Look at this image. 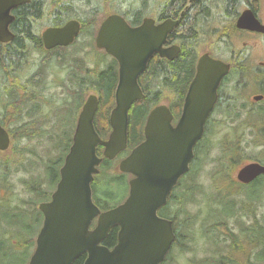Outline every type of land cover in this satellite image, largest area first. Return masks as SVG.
<instances>
[{
    "label": "water",
    "instance_id": "water-1",
    "mask_svg": "<svg viewBox=\"0 0 264 264\" xmlns=\"http://www.w3.org/2000/svg\"><path fill=\"white\" fill-rule=\"evenodd\" d=\"M28 1L0 0V42L14 39L11 11ZM194 1L197 0L190 3ZM176 24L177 21L167 20L155 25L152 19H145L141 26L131 27L123 17L113 14L101 25L97 47L105 49L120 64L116 106L110 116L112 130L108 139H103L96 130L99 100L90 94L79 114L56 190L50 201L39 205L44 221L28 264H73L83 254L87 255L84 264H161L166 259L176 234L173 221L161 217L158 211L190 170L195 147L204 135L205 121L217 97V87L230 66L209 57L201 59L188 93L186 111L176 127L167 107L158 106L151 111L145 141L119 164L121 172L134 175L129 182V196L123 203L102 211L93 200L92 183L103 159L112 160L127 148L129 110L143 98L137 81L149 58L156 51L169 58L177 55L173 49H162ZM237 25L264 32V24L249 9L243 12ZM80 31L81 23L76 19L60 27H49L43 32L45 48L70 45ZM204 92L207 103L201 106L203 112H189L192 98ZM9 146L10 136L0 124V150ZM99 146L104 147L103 157L97 153ZM262 174L264 165L249 162L237 170L236 178L249 184ZM94 220L97 222L92 227ZM114 227L119 228L118 241L111 248L103 242Z\"/></svg>",
    "mask_w": 264,
    "mask_h": 264
},
{
    "label": "flooded vegetation",
    "instance_id": "flooded-vegetation-1",
    "mask_svg": "<svg viewBox=\"0 0 264 264\" xmlns=\"http://www.w3.org/2000/svg\"><path fill=\"white\" fill-rule=\"evenodd\" d=\"M45 1L41 2L42 13L40 15V18H44L45 12L48 8L47 4H45ZM59 1L62 2V0ZM121 1L122 0H77L76 9L80 8L79 2H82L84 3V6H87V8L91 7V14L94 15L90 21L91 27L87 28V30L84 27V23L80 19L73 18L80 21L81 31L74 43L66 45L78 46V41H80L81 38H94L93 44L88 42V44L86 45L95 46L96 49H93H95L96 51L103 52L105 53V55L110 57V61L107 62L104 57L105 55L102 53V57L98 59L101 61H97L94 67V69H99V71L106 70V68L110 64H113V67H115L113 69V73L116 75V82L113 87L114 90H112L115 99V104L110 111V116L112 110L116 106V91L120 81V64L117 58L109 54L105 49L97 47V36L100 27L110 15H120L126 20V22L131 27L141 26L144 23L145 19H152L155 25H161L167 20L177 21L176 26L171 32L168 33L164 43L162 44V49H173V51H177V55L174 58H169L168 56L162 55L161 52L156 51L149 58L146 69L141 74H139L137 82L140 89L142 90L143 98L135 101L129 110L128 145L127 148L122 151L115 159L111 160L112 163L110 167L107 168L108 172H104L109 174V178H107L105 184H116V181L120 179L124 184L128 186L129 191V181L134 176L130 173L124 172H120V175L118 176L113 175V163L116 159H120L121 162L124 158L130 155V153L135 147L145 141L146 123L149 114L154 108L158 106L167 107L172 115V125L174 127L178 125L181 116L186 111L185 107L187 103L188 93L197 76L198 66L201 62V59L204 57H209L214 60L222 61L230 66V70L228 74H226L222 78L217 87V97L205 121L204 135L198 141L195 147V157L200 153L202 154V160L205 161L206 156H204L203 154L208 151L210 144L213 145V142H217L218 144H220L224 141L225 137L219 135L217 131H219L221 127L225 125L226 115H237L239 113L247 111L253 116V118L256 119V122H254L253 120V122L249 123V128L251 129L252 142L253 144H255V147L253 148L255 158L254 160H252V162H258L264 165V55L260 59H258L256 51L258 46H261L264 51V32L248 27H238L237 25L238 20L243 14V12L248 9L253 11L254 16L262 24H264V19L261 17L258 10L260 0H242L237 6L238 10L234 11H225L222 9H218L221 7L217 3V0H197L191 3L190 0H187L185 1V5L180 10H175L173 12L164 11L163 0H140L134 2L131 1V3L126 8L122 7ZM36 2L38 1L29 0L28 2L18 5L11 11L12 15L14 16V20L10 25V29L14 34V38L16 36L17 31L15 23L20 11L24 7L34 5V3ZM60 6L62 7V4ZM205 7L211 9L204 10L203 8ZM119 8H121V12L117 10ZM131 8H138L139 12L129 11V9ZM198 8L202 9L198 10ZM38 19L39 18H37V20ZM69 20H67L66 22H68ZM193 22H195L194 25L192 24ZM64 24H59L55 26L46 24L44 26H41V28L39 29L38 37L39 43L36 46H42V49L46 51L48 55L51 51L62 49V45H56L57 47L53 49H46L43 40V32L49 27H60ZM86 45L83 43L81 44V46ZM184 48L189 52L190 56L192 57L191 73L187 77L183 85H179L177 81L168 83L166 81V71L168 70V68H170L171 64L175 60H177ZM36 52H38L37 54H39L41 51L35 50L33 53ZM28 54L29 52L25 51L21 54V57H15V66L13 67V71L10 75L5 74L4 72H0V124L2 127H4V129H6L10 136V146L4 151L0 150V157L3 153L8 152L9 150L11 151L13 147H15L16 144L21 141V138L26 140L32 139L31 136L28 135L21 134V136H19V132H23L26 130L45 131L48 130L47 127H49V106L47 105L45 109V105L47 104L48 100L46 94L49 88V80L47 78L48 75L46 74L48 68L44 70V66L37 69V66L35 64L30 63L29 65H27V62L29 61ZM55 60L61 61L59 56H57ZM44 61L45 60L42 57L40 62L43 63ZM152 64L156 66V69L148 73V67H150ZM36 69L37 71H35ZM247 71L250 72V75L245 74V72ZM60 72L62 74L61 70ZM58 77H60L59 82L60 86H62V76L58 75ZM79 80L80 77L78 76L75 80V86L77 88ZM19 81H21V86H15L16 82ZM90 82H92V84H88L89 90L87 91V93L90 92V94L96 95L99 100L102 96L100 89L96 85L95 80L90 79ZM92 85L94 88L89 87ZM201 87L202 86L199 85V88ZM247 89H249V91H251L252 93V95L250 94L251 98H245V93ZM204 96L205 92L204 94L200 93L199 95L194 96L192 98L191 110H189V112H203V110H201V106L207 103L206 100L203 98ZM255 96L262 97L261 99L255 100ZM247 99L248 101L245 102ZM143 101L146 103V111L139 128V138L137 140H132L130 133V119L132 115V108L138 102ZM34 106L37 107L36 110L33 109ZM110 116L109 126L111 131L112 127L110 124ZM97 125L99 128H104V126H102L100 122H98ZM212 131L215 132L213 135L211 134ZM109 134L105 138L102 136L101 137L103 139H108ZM218 135L219 137H221L216 140L215 138L218 137ZM131 143L132 147L130 146ZM7 162H9V160H7ZM7 162H0V168H2V165ZM193 162L194 160L190 164L189 172L186 173L180 179L178 185L182 184L185 180L190 177V173L192 172L193 168ZM61 167L62 165L60 166V169ZM99 169L100 172L98 175H101V165L99 166ZM2 172L3 170L0 169V174H2ZM128 176H131L129 181L127 180ZM261 176L264 175H260L255 180H257ZM58 181L59 180H57L55 186L51 190H49V198L47 200L40 199L41 202L39 203V205L43 202H48L51 200L52 194L57 187ZM44 183L47 184V188H44ZM97 184V180L94 179L92 186L93 200L95 197V192L96 194L98 193ZM27 186H30L32 192L35 194L36 197L41 196V193L46 194L48 192L49 187L44 177H36L32 180H29ZM177 189L178 187L176 186L169 195L167 204L159 209V215L161 217L173 221V228L176 234V240L173 242L166 256V259L168 258L169 253L171 255L173 246H175V244L177 245L178 236V222L177 220H173L172 218H170V216H177L178 211L172 213L177 209V207H182L183 209V203L177 201H175L174 203L173 200H176L177 198V193L175 194V190ZM119 194V191H115V193L108 192L106 194H103L104 197L101 198L103 199L102 201H106L110 198L119 196ZM28 202L29 204L31 203V201ZM8 205L12 206V208L17 206H21L23 208L25 207L24 205L15 206L12 202L4 201L0 202V211H6V206ZM39 205L37 206L38 209ZM2 206L5 208H3ZM163 208H172L170 209V211L172 212H170L167 217L162 216L161 211ZM102 211L104 210L102 209ZM4 232H6V236H9V231L4 230ZM2 237H4V235ZM9 237L13 236L10 235Z\"/></svg>",
    "mask_w": 264,
    "mask_h": 264
},
{
    "label": "rangeland",
    "instance_id": "rangeland-1",
    "mask_svg": "<svg viewBox=\"0 0 264 264\" xmlns=\"http://www.w3.org/2000/svg\"><path fill=\"white\" fill-rule=\"evenodd\" d=\"M131 1L134 2L140 0H122V7L126 8ZM79 6L81 9H86V12H82L80 10L79 13H82L83 16L88 15V10L91 7L87 8V6H84V3L82 2H79ZM258 10L261 17L264 19V0H260ZM93 40L94 38L83 37L80 41H78V46H68L65 49H57L55 51H51L49 55L44 50H40L41 52L39 54H37L38 52L33 53L34 51L28 54L29 61L27 62V65L31 63L35 64L37 69L42 66H44V70L48 68L46 74L48 75L47 78L49 80V88L46 94L48 100L45 105V109L48 105L49 127H47L48 130L42 131L41 135L31 137V140L21 138V141L13 147L14 150L12 149L6 153H1L2 156L0 157V162H7V160H9V162L4 163L2 165L3 167L0 168L3 170L2 174H0V202H12L15 206L24 205L25 209L32 206L28 201H31L32 203L34 202V205L38 206L41 202L40 199L35 196L30 186H27L29 180L36 177H44L46 179L49 186L48 191L54 187L56 175L60 170V165L62 164L58 160H60L61 155L65 154L69 140L73 136L76 128L79 113L88 95L90 94V92H85L84 101L78 111L79 98L76 97L75 101L72 102V97L74 96H72L71 91L76 90L75 80L78 75L81 76L82 73L80 71L78 74H75L72 63H75L76 60L78 62H83L87 68L93 69L96 62L101 61L98 59L102 57L103 54L105 55L103 52L96 51L95 46L86 45L88 42L93 44ZM82 43L86 46H81ZM74 50L77 51L74 53ZM256 51L257 57L260 59L264 55L263 48L258 46ZM57 56H59L61 61L55 60ZM42 57L45 60L43 63L40 62ZM104 57L107 62L110 61L109 56L105 55ZM37 69L35 71H37ZM60 70L62 71V74ZM58 75L62 76V86H60V77H58ZM250 94L252 95L251 91L247 89L245 98H251ZM63 101L65 104L67 102H72V104L62 105ZM247 101L248 99L245 102ZM33 109L36 110L37 107L34 106ZM239 114V117H234L233 114L226 115V123L221 127L222 130L220 129L217 133L222 135V137L224 136L227 138L230 137L231 134H234V131H237L235 135L239 134V137H241L242 132L246 130H243L242 124L245 122L251 123L253 120L256 122V119L253 118V116L247 111ZM232 119H234V121ZM246 132V135L249 138L250 136L248 135L250 131L247 130ZM219 135L215 138L216 140L221 137H219ZM223 143L224 141L220 144L213 142L212 149L203 154L206 156V160L202 165V170L199 172V175L195 178L198 184L201 185L202 189L193 187L196 185L193 182V192L191 193L185 191V188L175 190V193L177 194H181V192L184 191L182 195H185L186 197L183 199V201H185V203H183V209L182 207H177V209L172 212L170 211L172 208H163L161 211V215L165 217H167L170 212L174 213L178 211L177 216L179 218V222L177 223V232H181L182 241H180L177 245L175 244L171 255L170 253L168 255V258H171H169L171 264H209V261L212 258L218 259L221 258V256H230L231 259L235 262L238 261L239 263H244L248 259L253 258L251 243L247 240L243 241L246 233L243 232L244 236L241 235V230L249 227L253 221L251 216H247L246 213H242V208L245 198H252L254 201L257 199V195L260 193L258 189L259 187L253 188L251 187V184L242 185L238 183L229 187L227 191L229 190L231 195H234L239 201L236 208L233 207L229 200L226 201L223 199L224 195L222 196L221 193L226 191L227 183L225 180H231L232 178L238 182L236 172L238 168L241 167V165L237 166L230 176H223L218 179L215 178L214 170L217 169V156L221 153L220 146ZM119 162L120 159H116L112 165L113 175H120ZM101 171V175L95 176V180H97L98 183V193L96 194L95 192L94 200L101 209L107 210L124 201L128 195V187L126 184L121 188L117 186L114 187V184L106 185L105 182L107 178H109V174L104 172H108V169L106 167H102L101 165ZM130 178L131 176H128L127 180L129 181ZM185 181H193V176H191V178L189 177ZM220 184L222 188L220 187V190H218L217 185ZM44 188H47L46 183H44ZM120 189L121 193L119 196L102 201L103 199L101 197H104L103 194L108 192L115 193V191H119ZM3 213L4 212L0 211V239L3 235V239L6 237V232H4V230L9 231L11 236L17 234V228L12 225L13 218H6ZM257 214H264V203L257 208ZM25 215L27 214L22 212L21 216L16 219L19 222L21 220L24 221ZM220 222L225 223H222V225L219 226L220 228H217L216 224ZM229 230L239 236L241 243L246 246L248 251L241 252L237 251L235 247H232L233 240L227 234L230 233ZM37 231H39V227H36L34 234L38 233ZM184 234H187L188 237ZM253 236L257 239L256 233L254 235L253 233L248 235L250 240ZM33 251L34 248L28 250L23 256L18 254L21 259L18 260L17 263L27 264ZM168 258L163 264L169 263ZM206 258L209 261L204 262L207 260ZM0 264H4L2 254H0ZM231 264L235 263L233 262Z\"/></svg>",
    "mask_w": 264,
    "mask_h": 264
},
{
    "label": "trees",
    "instance_id": "trees-1",
    "mask_svg": "<svg viewBox=\"0 0 264 264\" xmlns=\"http://www.w3.org/2000/svg\"><path fill=\"white\" fill-rule=\"evenodd\" d=\"M38 2L34 3V5L24 7L16 20L15 26L17 28L16 36L13 41H11L8 44H2L0 42V72H4L7 75H10L13 71V67L15 66V57H21V54L25 51L29 52V54L35 50H43L42 46H36L39 43V29L43 25H59L64 24L67 20L78 18L84 23V27L87 30V28L91 27L90 21L91 18H93L94 14H91V9L88 10V15L83 16L82 13H79L81 10L82 12H86V9L78 8L76 9V1L77 0H37ZM45 1V4H47L48 8L45 12L44 18H40L41 15V2ZM185 1L187 0H163V9L166 12H173L175 10H180L184 5ZM239 1V2H238ZM240 1L242 0H217V3L220 5L222 10H238V4H240ZM62 4V7L60 6ZM117 7V6H115ZM138 8H131L129 11H136ZM202 8H198V10H201ZM204 10H209L211 8H203ZM120 12L122 11L121 8L117 9ZM39 18L37 20V18ZM195 22L192 24L194 25ZM26 45H33V46H26ZM66 47H62V49H65ZM77 50H74L75 53ZM63 60V57H62ZM74 67V73L78 74V72L81 71V76L78 85V88L76 87V90L71 91L72 96V102L75 101V98L78 97V111L84 101V95L89 90L88 84H92L90 82V79L95 80L96 85L100 89V92L102 94L100 100V106L97 111L96 117H95V126L97 131L102 137H107L110 132V126H109V116L110 111L112 107L115 104V99L113 95V87L116 82V75L113 73V64H110L106 70L99 71V69H90L87 68L86 65L83 62H78L75 60V63L73 62ZM148 73L150 71H153L156 69V66L152 64L150 67H148ZM192 70V57L190 56L189 52L184 48L182 50L181 54L175 60L170 68L166 71V81L169 83L173 81H177L179 85H183L186 81L187 77L190 75ZM74 74V75H75ZM246 75H250V72H245ZM87 80V82H86ZM15 86H21V81L16 82ZM90 88H94L93 85L89 86ZM80 89V90H79ZM81 92V94H80ZM86 92V93H85ZM72 102H62V105H70ZM146 111V103L138 102L136 105L132 108V115L130 119V125H131V137L132 140H137L139 138L140 134V125L142 123L144 114ZM234 117H239V114L234 115ZM234 121V119H232ZM98 122L104 126V128L98 127ZM243 130L242 136L236 134L237 131H234V134H231L230 137L224 138V143L220 146L221 153L217 156V169H215V178H222L223 176H230V174L234 171V169L239 165H244L252 160H254L255 153L253 152V148L255 147V144L252 142L251 137V129L249 128V123L245 122L242 124ZM247 130H249V138L247 137ZM19 136L21 134L28 135L31 137L39 136L42 134V131L37 130H26L23 132H19ZM215 132L212 131L211 134L213 135ZM239 137V138H236ZM227 140V141H226ZM72 144V137L69 140V144L65 150V154L61 155L59 162L63 164L64 162V156L67 154L70 146ZM132 147V143L130 144ZM213 145L210 144V147L208 148V151L212 149ZM103 147L100 146L98 148V154L102 156ZM207 152V151H206ZM58 163V162H57ZM111 161L105 159L102 163V166L109 168L111 165ZM204 161L202 160V156L199 153L193 162V168L192 172L190 173V178L193 176V181L186 182L184 181L182 184L178 185V189L185 188V191H188L189 193L193 192L192 186L193 182L197 185H194L193 187H197L198 189H202L201 185L198 184L195 178L199 175V172L202 170V165ZM61 164V165H62ZM60 165V166H61ZM59 180V172L56 175L54 186ZM226 191L224 193H221V195H224V200L232 203L233 207L236 208L238 206V200L233 195H231L230 191L227 189L229 187H232V185H236L238 182L236 180L232 179L228 180L226 179ZM117 183L113 186H117L121 188L125 184L119 179L116 181ZM240 184V183H238ZM221 184L217 185V189L220 190ZM251 187L258 188L260 193L257 195V199L254 201L252 198H245L243 201V208L242 213H246L247 216H251L252 218V224L241 230V235H243V232L246 233L244 236V240H247L251 243V250H252V259H248L244 263H239L238 261H234L230 258V256H221V258H212L210 261L207 259L204 262L209 261V264H264V214L258 215L257 214V208L260 207L264 203V176H261L257 180L251 183ZM222 188V187H221ZM121 193V189L119 190ZM184 192V191H183ZM177 194L176 200H174L180 203H185L183 199L186 197L185 195ZM176 194V193H175ZM41 196H37L39 199L47 200L49 198L50 192L48 191L46 194L41 193ZM238 195V193H237ZM221 196V197H222ZM32 206H30L27 209H24L21 206L13 207L8 205L6 206V211H4L3 215L6 218H9L10 216L13 219L12 225L17 228V234L13 237L6 236L7 238L1 237L0 239V254H2L4 259V264H18L17 261L21 258L18 256V254H21L22 256L26 254V252L32 248H35L36 246V236L37 233L34 234V231L36 227H41L43 222V214L40 212V210L37 208V205H34V202L30 203ZM36 204V203H35ZM25 212L24 221H18L16 218H19L21 216V213ZM185 212V210H184ZM250 213V214H249ZM173 220H177L179 222L178 216L171 217ZM196 218V217H195ZM220 222L217 223V228H220L219 226L222 225ZM230 233H227L233 240L232 247H235L237 251L246 252L248 251L246 249V246L241 243L239 236L229 230ZM38 232V231H37ZM253 235L256 233L257 239L252 237L250 240L248 235ZM188 237L187 234H184ZM241 237V236H240ZM248 237V238H247ZM118 240V227L112 228L107 238L104 240V244L108 247H113ZM182 241V234L181 232L178 233L177 236V244ZM246 241V242H247ZM247 242V243H248ZM19 248V249H18ZM19 250V251H18ZM249 254V253H248ZM87 255L83 254L80 257H78L73 264H84L86 260ZM168 264H171L168 260ZM28 263V262H27ZM203 264V263H202Z\"/></svg>",
    "mask_w": 264,
    "mask_h": 264
}]
</instances>
